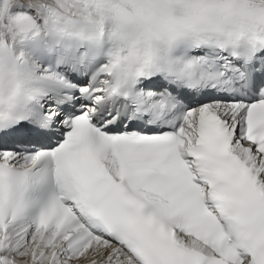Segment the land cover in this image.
Segmentation results:
<instances>
[{
  "label": "snow or ice",
  "instance_id": "snow-or-ice-1",
  "mask_svg": "<svg viewBox=\"0 0 264 264\" xmlns=\"http://www.w3.org/2000/svg\"><path fill=\"white\" fill-rule=\"evenodd\" d=\"M0 264H264V0H0Z\"/></svg>",
  "mask_w": 264,
  "mask_h": 264
}]
</instances>
